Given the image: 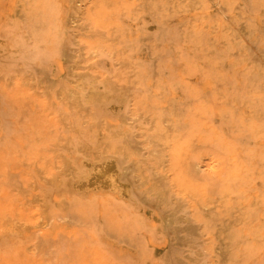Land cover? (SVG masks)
I'll return each mask as SVG.
<instances>
[{
	"label": "rangeland",
	"instance_id": "1",
	"mask_svg": "<svg viewBox=\"0 0 264 264\" xmlns=\"http://www.w3.org/2000/svg\"><path fill=\"white\" fill-rule=\"evenodd\" d=\"M71 1L0 0V264H264V0Z\"/></svg>",
	"mask_w": 264,
	"mask_h": 264
},
{
	"label": "bare ground",
	"instance_id": "2",
	"mask_svg": "<svg viewBox=\"0 0 264 264\" xmlns=\"http://www.w3.org/2000/svg\"><path fill=\"white\" fill-rule=\"evenodd\" d=\"M75 2H76V0H73V1H71L70 2V15H75L76 14V11H77V7H76V4H75ZM106 4V3H105ZM145 5V4H144ZM148 6H150L149 4H147ZM153 7V6H152ZM140 8H143L142 6H140ZM145 8H147L146 6H145ZM168 8V7H167ZM74 17V16H73ZM71 18V17H70ZM69 19V18H68ZM65 24V23H64ZM72 25V24H71ZM64 29H65V27H64ZM66 31V30H65ZM66 34V33H65ZM92 35V34H91ZM99 36H100V34H99ZM93 47V46H92ZM97 47V46H96ZM101 48H102V46H101ZM105 50V49H104ZM54 51V50H53ZM100 53V52H99ZM109 54V53H108ZM116 54V53H115ZM120 54V53H119ZM101 60V59H100ZM98 61H99V59H98ZM120 61V60H119ZM126 67H128V65L126 64ZM143 69V68H142ZM108 70V69H107ZM132 70V69H131ZM130 70V71H131ZM71 72H73L72 70H71ZM132 72H135V71H132ZM118 73V72H117ZM136 74V73H135ZM75 75V74H74ZM137 75V74H136ZM99 76V75H98ZM112 78V77H111ZM129 79V78H128ZM138 81V80H137ZM83 83V82H82ZM137 83V82H136ZM128 86V85H127ZM130 89V88H129ZM133 89H134V86H133ZM132 89V90H133ZM81 91V90H80ZM83 92V91H82ZM91 92V91H90ZM128 92V91H127ZM130 92V91H129ZM53 93V92H52ZM73 93H75V92H73ZM80 93V92H79ZM101 93V92H100ZM54 95H55V93H54ZM78 95H80V94H78ZM62 96V95H61ZM92 96V95H91ZM81 97V96H80ZM130 97H131V95H130ZM79 98V97H78ZM83 98V97H82ZM99 98H101V99H103V98H105L104 96H98V99ZM61 99V98H60ZM90 99H92V98H90ZM81 100V99H80ZM93 101V100H92ZM83 102V100L80 102L79 101V103H82ZM84 104V103H83ZM60 105V104H59ZM82 105V104H81ZM62 106V105H61ZM85 106H87V105H85ZM98 106V105H97ZM84 107V106H83ZM101 107V106H100ZM61 108V107H60ZM85 110V109H84ZM87 110V109H86ZM169 111H171V110H168L167 112H169ZM173 113H174V111H173ZM91 114V113H90ZM89 113L87 114V115H90ZM142 116V115H141ZM164 117V116H163ZM135 118V117H134ZM167 118V117H166ZM127 119V118H126ZM165 119V118H164ZM93 120V119H92ZM167 120V119H166ZM162 121H163V119H162ZM142 122V121H141ZM140 122V123H141ZM130 124V123H129ZM169 124V123H168ZM173 124V123H172ZM172 124H169V125H172ZM96 125V124H95ZM128 125V124H127ZM155 126V125H154ZM131 127V126H130ZM151 129H153L152 127H151ZM161 130V129H160ZM170 130V129H169ZM171 130H172V127H171ZM174 130H176V129H174ZM156 131V130H155ZM168 131V130H167ZM158 132V131H157ZM159 133V132H158ZM164 133V132H163ZM165 134V133H164ZM177 134V133H176ZM118 135V134H117ZM166 135V134H165ZM119 136V135H118ZM148 136H150V135H148ZM147 136V137H148ZM154 136V135H153ZM153 136H150V137H153ZM174 136H176V135H174ZM125 137V136H124ZM149 137V138H150ZM167 137H168V135H167ZM178 137V136H177ZM159 138V137H158ZM135 139V138H134ZM152 139V138H151ZM155 139V138H154ZM74 141H75V138L73 139ZM127 140V139H126ZM136 140V139H135ZM157 140V139H156ZM160 140H161V138H160ZM78 141V140H77ZM77 141H75V144H76V142ZM169 141H171V140H169ZM168 141V142H169ZM132 142H133V140H132ZM154 142V141H153ZM70 143V142H69ZM109 143V142H108ZM134 143H136V142H134ZM138 143V142H137ZM69 145V144H68ZM72 145V144H71ZM73 145H74V143H73ZM151 145V144H150ZM138 146V145H137ZM136 146V147H137ZM65 147V146H64ZM119 147V146H118ZM134 147V146H133ZM68 148V147H67ZM80 148V147H79ZM153 149V148H152ZM161 149V148H160ZM64 150V149H63ZM67 150H69V149H67ZM79 150V149H78ZM74 152H76V151H74ZM141 153H142V151H140ZM144 152V151H143ZM161 152V151H160ZM70 153V152H69ZM72 153V152H71ZM77 153V152H76ZM133 153V152H132ZM140 153V154H141ZM158 154H159V152H157ZM164 153L165 152H163L162 154L164 155ZM149 154H151V153H149ZM119 156H121V155H119ZM156 156V155H155ZM69 158V157H68ZM105 160L104 161H102L101 163H98V164H96V166L94 167V169H93V173H91V174H87V175H85V179H86V181H88L90 184H94V183H96V184H100V185H102V186H106V187H109V188H112V189H116V190H121L122 192H127L128 191V189H129V186L126 184V182H122L121 181V178H120V168L119 167H117L116 166V163H115V161L113 160V158H108V157H105L104 158ZM137 159H139V158H137ZM143 159V158H142ZM145 159H147V158H144V160ZM153 159V158H152ZM156 159V158H155ZM72 161V160H71ZM71 161H70V163H71ZM76 161V160H75ZM122 161V160H121ZM139 161H140V159H139ZM139 161H138V163H139ZM142 161V160H141ZM148 161V160H147ZM156 161V160H155ZM159 161V160H158ZM68 163H69V161H68ZM142 163H145V161H142ZM221 163L223 164L222 165V167H220L219 169H218V173H217V175L218 176H236V175H238V172H236L237 171V169H235V171L234 172H232V168H231V166L230 165H226V163H223V161H221ZM159 164H161L160 163V161H159ZM67 165V164H66ZM72 165L73 166H75L74 165V163H73V161H72ZM91 165V164H90ZM139 165H142L141 163L139 164ZM156 165H157V163H156ZM135 166H137V165H135ZM134 166V168H136ZM143 166V165H142ZM153 166V165H152ZM141 167V166H140ZM158 167V166H157ZM218 167V166H217ZM153 168V167H152ZM151 168V169H152ZM143 169V168H142ZM154 169V168H153ZM215 169H217V168H212V170H213V172H214V170ZM155 170H157V168L155 169ZM193 170V169H192ZM79 172V171H78ZM140 172V171H139ZM157 172V171H156ZM70 173V172H69ZM185 173V172H184ZM188 172H186V174H187ZM71 174H72V172H71ZM70 174V175H71ZM142 174V173H141ZM188 175V174H187ZM240 175H241V173H240ZM144 176V175H143ZM142 176V177H143ZM55 177H57V175L55 176ZM159 177H160V175H159ZM51 178V177H50ZM145 178V177H144ZM149 178V177H148ZM162 178V177H161ZM164 178V177H163ZM160 179V178H159ZM49 180L50 179H48V182H49ZM56 180V179H55ZM148 181V180H147ZM159 181H161V180H159ZM165 182V181H164ZM152 183H154V182H152ZM51 185V184H50ZM53 185V184H52ZM152 187H154V186H152ZM152 189V188H151ZM150 189V190H151ZM160 189V188H159ZM225 190V189H224ZM152 191L154 192V190L152 189ZM156 191H157V189H156ZM159 191V190H158ZM226 191V190H225ZM153 192H152V194H153ZM149 193V195H152L150 192H148ZM161 193H163V192H161ZM128 194V193H127ZM156 194V193H155ZM155 194H154V196H155ZM169 195V194H168ZM157 196V195H156ZM130 197V196H129ZM171 197V196H170ZM131 198V197H130ZM133 198V197H132ZM166 198V197H165ZM169 198V197H168ZM171 199H168V201H170ZM162 203V202H161ZM164 205V204H163ZM162 205V206H163ZM182 205V204H181ZM181 205L180 204H178V203H176V204H171V205H169V207L168 206H166L167 208H166V213H170L171 214V216H169L168 218L169 219H165V224L166 225H164V229H167V230H171L172 231V234H173V236L174 237H180V238H182L183 239V241L186 243V245H188V246H190V248H192V245L193 244H191V240H192V238H191V235H190V230L188 229V227L187 226H185V222H183V224H181V222H179V217H180V215H181V213L179 212V210H180V208H181ZM183 211H184V209H183ZM183 213V212H182ZM4 220V219H3ZM1 224V223H0ZM191 224V223H190ZM25 225V224H24ZM190 227V226H189ZM225 228H226V225H225ZM192 229V228H191ZM229 228L227 227V230H228ZM190 231V232H189ZM95 232V231H94ZM218 231L216 230V233H217ZM227 237L229 238V242H228V247H230V246H234L235 245V238H236V236L233 234V233H231L230 231L229 232H227ZM161 237V236H160ZM180 238H179V240H180ZM195 238V237H194ZM224 238V237H223ZM236 247V246H235ZM190 251V250H189ZM228 252H229V254H231L232 253V249H229L228 250ZM190 254V253H189ZM193 256H196V255H194L193 254ZM201 256V255H200ZM196 258V257H195ZM200 258H202V257H200ZM197 259V258H196ZM65 260H67V259H65ZM67 262V261H66ZM201 262V261H200ZM166 263V262H165ZM178 263H180V262H178ZM183 263V262H182ZM192 264H194V263H192Z\"/></svg>",
	"mask_w": 264,
	"mask_h": 264
}]
</instances>
